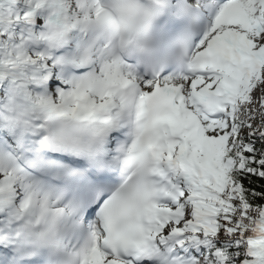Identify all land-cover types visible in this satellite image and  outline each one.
<instances>
[{
	"label": "snow or ice",
	"instance_id": "obj_1",
	"mask_svg": "<svg viewBox=\"0 0 264 264\" xmlns=\"http://www.w3.org/2000/svg\"><path fill=\"white\" fill-rule=\"evenodd\" d=\"M0 264H264V0H0Z\"/></svg>",
	"mask_w": 264,
	"mask_h": 264
}]
</instances>
